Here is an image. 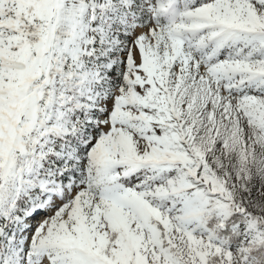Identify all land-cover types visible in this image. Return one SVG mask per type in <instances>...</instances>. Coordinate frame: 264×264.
Returning <instances> with one entry per match:
<instances>
[{"label": "snow or ice", "instance_id": "obj_1", "mask_svg": "<svg viewBox=\"0 0 264 264\" xmlns=\"http://www.w3.org/2000/svg\"><path fill=\"white\" fill-rule=\"evenodd\" d=\"M0 264H264V0H0Z\"/></svg>", "mask_w": 264, "mask_h": 264}]
</instances>
